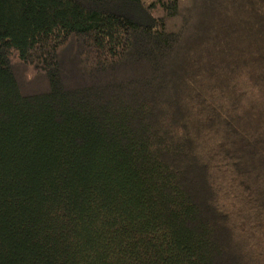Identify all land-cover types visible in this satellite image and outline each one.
Segmentation results:
<instances>
[{
    "label": "trees",
    "instance_id": "1",
    "mask_svg": "<svg viewBox=\"0 0 264 264\" xmlns=\"http://www.w3.org/2000/svg\"><path fill=\"white\" fill-rule=\"evenodd\" d=\"M0 264H264V0H0Z\"/></svg>",
    "mask_w": 264,
    "mask_h": 264
}]
</instances>
